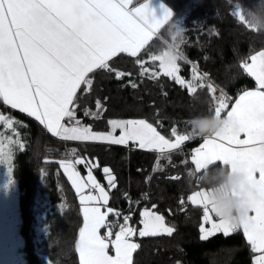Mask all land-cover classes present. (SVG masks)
Here are the masks:
<instances>
[{
	"label": "trees",
	"instance_id": "trees-1",
	"mask_svg": "<svg viewBox=\"0 0 264 264\" xmlns=\"http://www.w3.org/2000/svg\"><path fill=\"white\" fill-rule=\"evenodd\" d=\"M163 1L173 9L170 23L182 30L180 50L184 59L178 63L184 79L191 77L195 66L205 76V85L212 84L217 96L222 91L229 98L228 103L242 90L257 86L241 65L264 48V26L249 27L239 21L235 12L239 7L250 19L253 14L264 13V0ZM172 31L170 25H165L137 57L121 53L109 62L112 72L96 70L90 74L91 90L85 91L82 86L77 93V118L99 131L109 130L110 119L143 118L174 138L173 127L177 134H190L194 118L213 115L214 102L206 86L189 95L168 77L160 75L153 80L140 74L136 61H148L150 55L173 45ZM116 71L131 75L117 79ZM131 83L137 87H131ZM97 100L105 109L100 118L85 116V110L96 109ZM0 110L14 119L11 127L0 121V143L6 154L9 150L12 153L8 163L17 189L19 264H79L76 240L83 217L75 189L60 167L61 160L70 154L98 162L99 167L93 171L103 182L106 179L102 169L111 168L117 187L110 190L108 207L122 214L119 223L123 216L131 215L129 224L138 231L142 227L140 213L149 208L163 215L166 224L175 229L172 236H134L140 244L133 254L134 264H253L255 254L241 228L228 236L221 232L207 240L201 238L203 210L188 202L187 197L206 188L191 163L192 148L203 136H196L161 157L158 152L141 150L131 142L124 146L65 141L52 136L26 113L2 102ZM20 144L24 145L22 150ZM174 176L180 179H171ZM39 193L48 194L52 211L44 219L49 230L38 245L34 204ZM108 220L116 222L117 218L109 215ZM113 229H118V225Z\"/></svg>",
	"mask_w": 264,
	"mask_h": 264
},
{
	"label": "snow or ice",
	"instance_id": "snow-or-ice-1",
	"mask_svg": "<svg viewBox=\"0 0 264 264\" xmlns=\"http://www.w3.org/2000/svg\"><path fill=\"white\" fill-rule=\"evenodd\" d=\"M132 4L133 0H0V102L33 117L52 136L62 140L124 146L131 142L141 150L155 151L164 157L197 135L194 132L177 134L173 127L174 139H168L144 119H110L107 132L94 131L77 118V93L82 86L85 91L91 90L90 74L96 70L112 72L109 62L121 53L137 57L161 28L170 25L179 34L178 41L172 36L177 55L170 60L165 59L167 53L150 55L148 61L137 60L141 76L155 80L163 75L185 88L189 95L207 87L214 102L213 115L227 116L235 130L229 128L225 134L203 137V143L191 154V163L196 173L217 162L233 170L246 171L258 194L251 198L249 215L233 225L219 218L209 207L206 191H194L187 200L202 208L203 222L211 225L205 228L202 223L201 238L207 240L221 232L228 236L242 228L255 254L253 264H264V51L252 55L250 63L246 61L241 65L255 79L256 90L244 91L228 110L229 98L222 91L219 96L215 95L217 89L210 83L205 85V76L195 66L190 79L180 75L178 61L184 59L180 50L183 37L182 30L170 23L172 12L165 9L162 18H157L149 2L129 7ZM38 10L50 11L53 23L38 27L35 17ZM235 16L241 23L253 27L250 23L253 15L249 19L237 8ZM72 32L78 33L76 39L71 38ZM148 62L153 65L158 62V70L145 67ZM125 75L131 74L115 72L117 79ZM131 87L136 88L137 84L131 83ZM96 109V112L85 110L84 115L98 119L105 110L99 100ZM0 121L8 127L13 123L4 115H0ZM241 134L245 138L241 139ZM23 147L20 144L21 150ZM4 155L0 148V156ZM11 160L9 150L0 162L11 163ZM77 165L84 166L86 177L76 170ZM60 167L82 206L83 227L79 229L76 244L79 264H134L133 254L140 248V244L133 241L134 236L173 235L175 229L166 224L165 217L148 208L140 213L142 227L138 231L129 224L131 215L123 216V223H119L122 214L107 207L109 191L93 175L98 162L78 158L74 162L61 161ZM102 171L108 189H115L116 177L112 170L104 167ZM212 214L218 221L212 219ZM109 215L115 216L117 221H109ZM117 225L118 231L113 233ZM101 229H107L103 236ZM110 246L115 255L109 254Z\"/></svg>",
	"mask_w": 264,
	"mask_h": 264
},
{
	"label": "clouds",
	"instance_id": "clouds-1",
	"mask_svg": "<svg viewBox=\"0 0 264 264\" xmlns=\"http://www.w3.org/2000/svg\"><path fill=\"white\" fill-rule=\"evenodd\" d=\"M37 20L43 22L45 16L43 13L36 12ZM250 23L253 27L264 26V13L253 14ZM172 36L177 37L179 34L175 29ZM166 60H170L176 56L175 44L163 51L160 55H164ZM192 130L197 136L210 137L225 134L229 128L235 130V125L227 116L216 117L215 115L196 117L191 121ZM198 180L202 185L206 186L207 199L209 207L215 214L227 223L238 225L246 218L251 211V198L258 195L250 183L249 176L246 171L233 170L230 166L220 164L208 165L198 175Z\"/></svg>",
	"mask_w": 264,
	"mask_h": 264
},
{
	"label": "rangeland",
	"instance_id": "rangeland-1",
	"mask_svg": "<svg viewBox=\"0 0 264 264\" xmlns=\"http://www.w3.org/2000/svg\"><path fill=\"white\" fill-rule=\"evenodd\" d=\"M161 1L164 5H166L167 10H170L171 12L173 11V9L170 8L163 0H161ZM152 6H153V3L152 2L149 3V7H152ZM237 8H239V7H237ZM239 9L241 10V8H239ZM161 12H162V10H161ZM166 50H163V51H166ZM162 52L158 53L157 55H160ZM145 67H148V68L154 69V70H158V66L152 67V64L145 65ZM197 71L200 73L199 70H197ZM230 103H229V105H230ZM88 110L91 112L97 111V109H88ZM0 115H4L5 117H7L12 122L14 121L12 116H9L6 113H3L1 110H0ZM121 119H143V118H121ZM144 120H146V119H144ZM146 121L149 122L148 120H146ZM153 126L156 127L154 124H153ZM94 131L107 132L108 130H101V131L94 130ZM157 131H159L162 135H164L158 128H157ZM117 135H119V132H117ZM164 136L168 139H174V138H169L166 135H164ZM3 146H4L3 143H0V148H2L3 153L5 154L4 156H0V159L6 158V152H5ZM106 167H109V166H106ZM93 175L96 177L98 182L99 181L101 182V180L97 177V175L95 173H93ZM113 175H114V173H113ZM101 185H103L102 182H101ZM50 211H52V203L50 201L48 194L47 193H39L37 195V198H36L35 204H34L35 240H36V243L38 245L41 243L42 238L44 237V235L49 230L48 224H47V222H45L44 219ZM18 221H19V213H18V208H17V189H16V186L13 183V180L11 177L10 165L8 162H0V264H19L18 247L21 245V238H20V235L18 234V231H17ZM203 226L205 228L211 227L210 224H208V225L205 224ZM106 231H107V229H104V234L106 233ZM113 239H114V235H113ZM109 252L110 253L112 252L110 247H109Z\"/></svg>",
	"mask_w": 264,
	"mask_h": 264
},
{
	"label": "crops",
	"instance_id": "crops-1",
	"mask_svg": "<svg viewBox=\"0 0 264 264\" xmlns=\"http://www.w3.org/2000/svg\"><path fill=\"white\" fill-rule=\"evenodd\" d=\"M147 2H149V3H153V6L152 7H150V9L152 8V10L154 11V13H155V16L157 17V18H162V16L165 14V9H166V5H164L163 3H162V1L161 0H133V4L132 5H130L129 7H133V6H135V7H138L141 3H147ZM161 10H162V12H161ZM37 12H40V13H43L44 14V16H45V19H44V21L43 22H41V21H39V20H37L36 19V24H37V26L38 27H44V26H47V25H51L52 23H53V21H52V19H51V12L50 11H44V10H38ZM173 14V13H172ZM77 35H78V33H76V32H72L71 33V38L72 39H76V37H77ZM172 46V45H171ZM259 51H264V48H262V49H260V50H258V51H256V52H254L252 55H254V54H256L257 52H259ZM251 55V56H252ZM247 62H251L250 61V58H249V60H247ZM256 88H257V86H255V87H250V88H246V89H244V90H242L233 100H232V102L230 103V105H229V109L228 110H230V108H231V106L235 103V100L236 99H238V97H239V95H241L244 91H253V90H256ZM240 138L241 139H243V138H245L244 137V135L243 134H241L240 135ZM203 143V138L200 140V142L197 144V145H195L193 148H192V152L194 151V149L195 148H197V147H199L201 144ZM78 158H83V157H81V156H76L75 154H70L68 157H66V158H64V159H62L61 161H67V160H71V161H75L76 159H78ZM76 170L77 171H79L80 172V174H81V176H87V171H86V169L84 168V166L83 165H77L76 166ZM94 173V172H93ZM258 175V174H257ZM106 179V178H105ZM102 183H103V185L102 186H104L105 187V189L106 190H108L109 191V196H110V190L108 189V184H107V180L105 181V182H103V181H101ZM101 182L99 181V183L101 184ZM200 189H205L206 190V188H200ZM200 189H197V190H195V191H198V190H200ZM194 192V191H193ZM192 192V193H193ZM191 193V194H192ZM190 194V195H191ZM78 200H79V197H78ZM79 204H80V202H79ZM107 207H108V205H107ZM82 207H81V205H80V209H81ZM145 209V208H144ZM149 209V208H148ZM104 210V209H103ZM150 210H152V209H150ZM81 212H82V210H81ZM82 217H83V213H82ZM212 219L214 220V221H218V217H216L214 214H212ZM202 223H203V225H208L209 223H204L203 222V219H202ZM202 223H201V225H202ZM81 227H83V220H82V224H81V226H80V228ZM201 228V227H200ZM242 229V228H241ZM243 230V229H242ZM115 231H118V229H113V233H115ZM100 235H105L104 234V230L103 229H101L100 230ZM201 236H202V233H201ZM78 240H79V232H78V235H77V240H76V244H77V242H78ZM133 241L134 242H136L134 239H133ZM110 249L112 250V252L110 253L111 255H115V253H114V250L111 248V246H110ZM78 256H79V253H78Z\"/></svg>",
	"mask_w": 264,
	"mask_h": 264
},
{
	"label": "built area",
	"instance_id": "built-area-1",
	"mask_svg": "<svg viewBox=\"0 0 264 264\" xmlns=\"http://www.w3.org/2000/svg\"><path fill=\"white\" fill-rule=\"evenodd\" d=\"M123 223V222H122Z\"/></svg>",
	"mask_w": 264,
	"mask_h": 264
}]
</instances>
